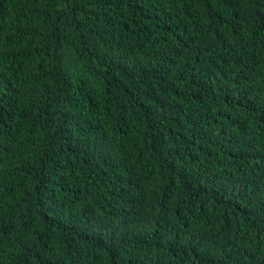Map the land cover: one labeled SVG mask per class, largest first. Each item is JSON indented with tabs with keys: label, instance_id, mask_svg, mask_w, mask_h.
Masks as SVG:
<instances>
[{
	"label": "trees",
	"instance_id": "trees-1",
	"mask_svg": "<svg viewBox=\"0 0 264 264\" xmlns=\"http://www.w3.org/2000/svg\"><path fill=\"white\" fill-rule=\"evenodd\" d=\"M0 264H264V0H0Z\"/></svg>",
	"mask_w": 264,
	"mask_h": 264
}]
</instances>
